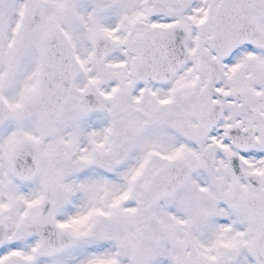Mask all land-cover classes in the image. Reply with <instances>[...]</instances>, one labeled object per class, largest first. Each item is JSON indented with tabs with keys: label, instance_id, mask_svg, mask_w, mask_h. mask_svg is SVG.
Masks as SVG:
<instances>
[{
	"label": "snow or ice",
	"instance_id": "6c2138e0",
	"mask_svg": "<svg viewBox=\"0 0 264 264\" xmlns=\"http://www.w3.org/2000/svg\"><path fill=\"white\" fill-rule=\"evenodd\" d=\"M0 264H264V0H0Z\"/></svg>",
	"mask_w": 264,
	"mask_h": 264
}]
</instances>
